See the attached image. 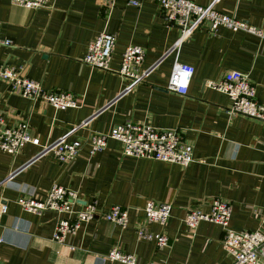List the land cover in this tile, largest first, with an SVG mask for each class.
<instances>
[{"label": "crops", "instance_id": "0c3cea01", "mask_svg": "<svg viewBox=\"0 0 264 264\" xmlns=\"http://www.w3.org/2000/svg\"><path fill=\"white\" fill-rule=\"evenodd\" d=\"M191 1L204 7L213 2ZM107 2L55 0L52 10H29L0 0V36L12 43L0 45V65L23 67L27 77L46 91L70 92L82 102L80 108L59 111L10 93L0 79V113L9 124L29 119L32 134L42 144L67 134L76 140L107 133L128 121L177 129L193 146L195 161L184 168L125 157L114 139L94 155L86 146L68 165L51 155L39 159L19 173L14 184L0 188V202L7 206L0 216V262L124 264L104 258L118 247L134 255L137 264H231L222 227L201 222L189 233L184 219L202 201L221 198L233 205L232 230L264 232V123L231 115L230 98L205 86L207 81L222 80L227 71H240L249 76L264 105V41L221 27L214 33L199 30L175 49L182 30L167 25L156 2L143 0L139 7L129 0H114L113 7ZM215 7L264 28V0H221ZM104 31L116 37L108 72L83 63L89 43ZM129 45L145 48L144 68L163 60L147 80L122 95L131 81L117 71ZM176 61L195 68L187 96L167 90ZM94 115L88 127L74 130ZM39 150L28 144L16 158L0 151V183ZM55 184L78 192L77 210L92 202L103 212L115 205L128 209V227L101 218L83 224L62 244L54 241L58 221L67 215L48 211L39 216L26 211L18 199L33 195L43 200ZM148 201L173 205L165 228L147 224L152 233L168 234L167 248L137 234V225L145 224Z\"/></svg>", "mask_w": 264, "mask_h": 264}, {"label": "built area", "instance_id": "2783aa9c", "mask_svg": "<svg viewBox=\"0 0 264 264\" xmlns=\"http://www.w3.org/2000/svg\"><path fill=\"white\" fill-rule=\"evenodd\" d=\"M55 0H11L12 4L29 10L53 9ZM143 0H129V3L139 7ZM156 2L166 18L167 25L179 27L182 36L176 48L189 39L199 30L216 32L224 27L235 32H245L264 41V28L253 26L235 15H228L216 10V5L221 0H213L207 7L201 6L191 0H152ZM109 7L114 6V0H108ZM1 27V23H0ZM9 40L2 39L0 45L10 46ZM116 47V37L106 31L99 34L89 43L83 63L93 69L111 71L113 52ZM146 58L145 48L138 45H129L123 54L120 69L117 73L131 81L124 94L130 93L133 88L147 80L155 68L161 63L150 68H144ZM195 74V68L191 65L175 62L167 90L181 96H187L190 84ZM0 79L9 85V92L19 94L30 99L34 103L44 102L56 110L80 108L82 102L74 94L64 91H46L42 84L27 77L26 69L12 67L8 64L0 65ZM205 86L226 94L231 100L229 113L233 116H245L264 123V105L256 95V87L250 81L249 76L240 71H227L220 81H207ZM97 115V114H96ZM76 126L74 130L86 128L94 117ZM70 134L62 136L52 143L42 144L39 137L31 132V123L28 120L15 124L7 123L4 115L0 113V151L16 158L23 148L31 144L39 147L38 153L23 167L12 171L1 183L0 188L14 184L16 176L34 162L46 156H53L62 165H68L75 161L82 150L88 146L92 155L103 151L110 139L117 140L122 145L121 154L125 157L145 159L170 164H177L184 168L189 167L194 161L193 146L182 138L181 131L177 129H158L150 124H136L128 121L113 127L107 133H91L88 137L70 140ZM18 203L28 212L43 215L52 211L59 215H67L61 218L55 228L53 240L64 243L69 235H75L83 224L104 218L106 221L127 228L129 225V210L119 205L113 206L108 212L100 211L96 202L87 203L77 210L79 203L78 192L55 184L48 191L43 200L33 195L21 197ZM195 208H191L184 219V224L189 233H193L201 222H209L223 228V246L232 257L231 264H264V232L261 230L234 231L230 228L233 214V205L221 198H213L201 202ZM207 206L205 210L203 207ZM145 224L137 225V234L141 239L155 241L158 248H167L170 245V237L163 231L152 233L147 229V224L156 223L166 227L173 212L171 203L148 201L144 207ZM7 211V206L0 202V216ZM106 260L118 261L124 264H137L134 255L122 252L114 247L107 255ZM0 264H4L1 263Z\"/></svg>", "mask_w": 264, "mask_h": 264}]
</instances>
